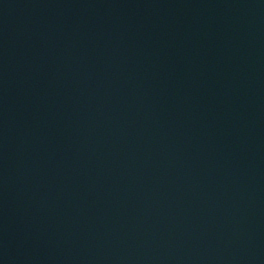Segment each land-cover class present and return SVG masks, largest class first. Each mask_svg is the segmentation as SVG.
Returning a JSON list of instances; mask_svg holds the SVG:
<instances>
[{
  "label": "water",
  "instance_id": "obj_1",
  "mask_svg": "<svg viewBox=\"0 0 264 264\" xmlns=\"http://www.w3.org/2000/svg\"><path fill=\"white\" fill-rule=\"evenodd\" d=\"M0 264H264V0H0Z\"/></svg>",
  "mask_w": 264,
  "mask_h": 264
}]
</instances>
